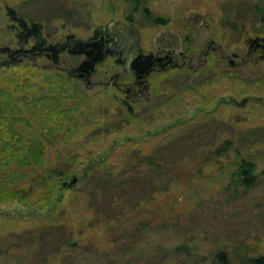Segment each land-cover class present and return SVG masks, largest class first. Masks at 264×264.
<instances>
[{"label":"rangeland","instance_id":"rangeland-1","mask_svg":"<svg viewBox=\"0 0 264 264\" xmlns=\"http://www.w3.org/2000/svg\"><path fill=\"white\" fill-rule=\"evenodd\" d=\"M140 1L145 3L135 10L130 0H0V49L21 45L8 6L44 20L54 42L68 34L85 40L95 31L114 34L112 55L89 79L78 73L69 77L83 58L67 54L55 66L46 52L27 68L35 65L38 86L19 91L17 116L31 118L41 137L50 135L52 123L46 118L52 111L69 105L76 118L71 125L67 110L53 117L74 128L57 133L67 139L51 149L50 166L66 169L67 156L94 154L107 157L94 174L137 173L136 161L121 162L135 153L142 161L164 143L162 154L181 158V167L186 163L196 170L203 146L226 139L241 144L245 130H264V0ZM144 5L168 23H149ZM138 52L162 60L172 54L179 66L156 68L138 83L130 65ZM58 75H67L76 86L56 88ZM252 144L238 146L261 174L264 134ZM229 155L236 157V151ZM84 165L72 163L69 177L57 186L76 171L82 177ZM203 174L191 181L183 176L179 185L174 182L172 189H177L168 204L160 210L148 204L134 216L124 214L132 205L127 203L131 191L127 196L123 186L106 182L96 190L85 181L73 190L65 188L62 206L54 212L18 199L0 202V264L20 259L30 264H204L202 256L210 257L213 249L226 247L233 255L243 244L251 253L264 254V175L258 185L229 201L223 189L230 173L211 165ZM182 243L192 247L191 253L175 249Z\"/></svg>","mask_w":264,"mask_h":264},{"label":"trees","instance_id":"trees-1","mask_svg":"<svg viewBox=\"0 0 264 264\" xmlns=\"http://www.w3.org/2000/svg\"><path fill=\"white\" fill-rule=\"evenodd\" d=\"M130 1L135 4V10L145 3L140 0ZM142 11L146 20L153 25L168 23L167 18L155 15L145 5ZM6 13L15 28V38L21 45L19 48L2 47L0 49V202L18 199L27 206L36 205V210L49 206L51 212H54L62 206L61 200L65 188L73 190L80 183L79 181H85L87 185H92L93 190H96L97 187L101 188L102 183L106 182L112 186H123L124 189H127V196L131 191L129 199L124 198V201L127 200V203H132V205L130 210L124 214L134 216L133 212L135 214L142 213L148 204H156L160 210L163 204H168L170 199L174 198V189L177 188L172 189L173 184L179 185L180 180L185 175L190 181L194 180L195 175L201 177L204 175V167L209 168L211 165L219 166V170H226L230 173V181L223 189L229 192L224 196L229 201L233 196L237 197L260 183L264 172L256 173V162L244 156L238 146L243 144L252 146V142L255 139H260L261 135L264 134V130H259L260 127L245 130L243 133L247 134L241 144L226 139L219 143L207 144V147L203 146V149L200 150L203 152V156L197 162L199 168L196 170L188 168L186 163L181 167L179 162L181 158H171L168 154H162L160 150H162L164 143L142 157V161L140 154L135 153L133 158L129 157L124 163L121 162V165L125 166L130 161H136L137 165L140 166L138 169L141 168L137 173L133 170L131 172L129 169H122L113 176L109 172L94 174L98 167L103 166L107 161L106 156L94 157V154L87 157L82 155L67 156L64 160L67 165L66 169H59L56 165L50 166L49 153L51 149L56 148L62 139H67L61 138L57 133H63L74 128V126L65 127L61 125L62 119L56 122L53 117L58 116L57 114L62 116L63 110H67L71 125L76 124V118L70 115L71 107L69 105L64 106L61 111H52L51 116L46 118L52 123L48 129L50 135L41 137L35 130L31 118L21 119L17 116L21 112L16 108L22 102L20 98L23 92L19 91L31 88L36 84L35 65L27 68L35 58L38 59L46 52L51 53V62L55 66L60 63L61 57L67 54L71 57L83 58V61L73 73L69 74V77L72 78L78 73L80 77L89 79L95 74L97 67L108 56L112 55L113 51L109 45L114 41V34L111 31L104 33L95 31V34L87 40L78 38L74 34H68L64 40L54 42L46 30L44 20L32 19L14 6H8ZM261 18L264 21V11H262ZM2 56H7L9 60L2 59ZM171 56L172 54L168 55L166 60H162V57L152 53L138 52L130 62L138 83L140 80L144 82V79L148 78L156 68L165 70L168 67L165 65H169L170 68L178 67L179 64L175 62L176 59ZM44 74L47 75V71ZM24 77L27 78L24 79ZM67 77V75H58L55 87L59 88L62 84L75 87L76 85ZM36 85L38 86V84ZM38 98L43 97L39 96ZM124 104L127 107V104ZM129 109L133 112L132 106ZM210 125L213 126L211 123ZM202 129L204 127L198 130ZM166 149L169 148L166 147ZM189 149L191 150L193 147ZM233 151H236V157L231 158L229 154ZM186 160L188 161L189 158ZM72 163L79 165L85 163L83 175L80 177L77 171L74 172L73 175L78 176V181L72 186L64 187L61 191L59 187L63 180L60 185L57 186V184L61 178L69 177V168ZM164 180L166 182L163 184ZM56 192L57 196L55 197ZM199 200L197 206L201 207V203L204 201L203 198ZM198 211L202 212V209L200 208ZM237 248L242 251L233 253V255L226 247L213 249L210 257L202 256V262L204 264H264V254L251 253L254 251L245 244L238 245ZM175 249L186 250L187 254L192 251V247L188 243H182ZM14 264H30V262L20 259ZM195 264L199 263L195 261Z\"/></svg>","mask_w":264,"mask_h":264},{"label":"water","instance_id":"water-1","mask_svg":"<svg viewBox=\"0 0 264 264\" xmlns=\"http://www.w3.org/2000/svg\"><path fill=\"white\" fill-rule=\"evenodd\" d=\"M48 55H50V53H48ZM78 181V176L77 175H73V177L70 180H65L62 182V185L59 187V189L61 191H63L64 187L67 186H72L74 183H76Z\"/></svg>","mask_w":264,"mask_h":264}]
</instances>
